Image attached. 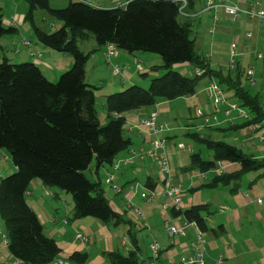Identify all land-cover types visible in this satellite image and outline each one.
I'll use <instances>...</instances> for the list:
<instances>
[{
	"label": "trees",
	"instance_id": "trees-1",
	"mask_svg": "<svg viewBox=\"0 0 264 264\" xmlns=\"http://www.w3.org/2000/svg\"><path fill=\"white\" fill-rule=\"evenodd\" d=\"M25 1V18L32 24L38 41L74 58L72 67L62 72L57 81L49 79L33 61L14 62L8 57L0 61V149L6 151L16 167L14 172L0 177V218L9 251L25 264H47L61 252L57 240L46 233L43 222L27 200L34 179L72 194L75 218L89 216L115 224L128 220L112 207L101 177L91 179L86 170L95 161L99 176L101 167L113 166L117 155L131 146L132 139L125 133L128 113L198 92L203 75L183 73L174 68L176 64L206 68L204 75L216 78L233 91L232 98L250 112L249 120L228 129L221 127L223 130L250 127L254 122L264 125L262 95L244 83V73L247 77L248 74L242 63L239 61L234 68L228 66L227 71L214 69L211 59L197 51L190 12L194 0H187L183 8L182 0H115L113 6H102L106 0L100 5L92 4L97 0H91L92 3L68 0L65 6L52 5L51 0ZM38 9L59 20V27L48 31L37 25ZM15 29L4 23L0 5V39ZM91 37L100 46L111 42L130 53H159L167 68L163 75L152 78L149 88L131 84L108 94L109 120L105 124H101L96 108L97 86L86 80L91 52H85L79 44ZM152 70L157 71L156 66ZM201 131L194 129L188 136L195 145L210 149L212 158L206 159L199 149L194 150L190 153V168L208 172L214 171L219 161L235 164L222 174L216 173L210 185H226L254 169H263L264 173V154H249L236 144ZM156 182L149 177L147 186L155 188ZM172 208L174 215L195 221L203 231L211 229L206 220L210 212L207 204ZM138 252L137 249L111 251L105 252V256L107 264H142ZM88 257L87 252L75 251L70 260L85 264Z\"/></svg>",
	"mask_w": 264,
	"mask_h": 264
},
{
	"label": "crops",
	"instance_id": "crops-1",
	"mask_svg": "<svg viewBox=\"0 0 264 264\" xmlns=\"http://www.w3.org/2000/svg\"><path fill=\"white\" fill-rule=\"evenodd\" d=\"M56 1L60 3L65 0ZM120 1L126 2L128 0ZM197 1L199 2V0H194V8L197 7ZM114 4L115 0H106V2L103 1L101 5L113 6ZM0 5L2 7L4 23L7 26H14L16 28L0 39V61L4 57H8L14 62L33 61L41 67L48 78L53 80L60 76L62 72L72 67L74 58L70 54L47 47L40 43L35 37L32 24L25 18L27 4L24 0H0ZM219 12L221 14H219ZM217 13L221 17L220 20L227 19L224 10H217ZM213 15L214 13L211 14V16ZM36 24L43 28V26L37 22ZM54 26L57 27L58 25L54 24ZM249 32L244 36L246 39H252L251 37L253 35L251 37L247 36ZM257 32L258 35L263 34L264 27ZM232 37L233 39L234 37L241 38L238 31H234ZM88 39L89 43H91L89 44L90 46H84L86 39L80 41L79 44L85 52H91L90 58L86 64V76H89V71L93 69L94 76L89 78L87 82L96 85L95 82L98 81L101 76L99 75L98 77V73L102 72L103 69L105 70L103 63L107 62L104 56L106 46H100L97 42H94V38L92 37ZM258 39L259 37L254 41V46L258 45ZM26 40L31 42V46H27L24 43ZM31 51H35L36 54H32ZM118 53L113 57H122L124 65L117 64V62L115 64H117V66H122L123 72H126L127 68H131V72L133 71V73H131V80L133 82L136 81L132 77V74H135L133 63L138 64L142 62L143 70H139L138 65L137 69L143 74L151 69L148 63L152 64L151 60L156 59L154 54L130 53L128 51ZM239 53V61L243 65L245 62L244 49L241 48ZM250 59L248 65L251 63L256 64L255 52L250 54ZM127 63L130 65H127ZM114 66L116 65H113V67ZM150 71H152L151 73L157 74V71L152 69ZM182 72L189 73L190 70L184 69ZM96 86L98 88V85ZM196 95L197 93L195 96ZM207 101L208 100L204 102ZM164 103L168 102H166V100L160 101L140 111L130 112L126 115V121L134 122L140 120L153 110L159 109L160 120H167L173 124L169 115L172 109L170 106L161 107ZM201 107L209 112L212 110L210 100L198 108ZM196 113L197 112H195V114L192 113L186 118V120H190L186 122L187 129L182 126L184 123H176L177 126L174 127L173 124L172 130L162 133L168 135L171 153L170 160L171 155L174 156L173 164L175 169L172 167L174 183L181 184L184 189L182 209L197 204H207L209 206L210 212L207 213L206 220L209 222L211 229L204 231L205 258L209 264H264V200L262 202L258 200V198L264 197V183L261 185L253 184L250 186V191L242 187L243 197L242 194L236 191L233 192L229 185H210L216 173L212 177L209 176V174L214 171L201 172L200 175L193 174L194 170L187 166L188 160L190 159V152L178 148V143L185 142L186 144H193L195 150H197L195 141H193L191 137L189 138L191 141L186 142L180 140L184 133L187 137L188 132L194 131V127L192 128L193 125L206 123L205 120L199 118ZM180 117L181 113L177 110L175 119ZM219 118L223 119L224 116L222 115ZM224 124H226L227 127H224ZM212 127L215 128L213 129ZM221 127L228 129L229 125L222 121L218 125L203 127L201 133L210 134L212 136L214 133H217L221 134L220 136L222 137L226 134L225 132L229 130H223ZM125 131L128 132L126 135L131 137L132 144L128 149L118 154L116 159L128 156L130 150L135 147H151V136L140 132L137 128L132 130L125 128ZM251 131L252 133H250L249 139L253 140L255 139V132L252 128ZM259 142L260 144L264 143L260 140ZM257 148L264 154V145H258ZM1 150L2 149H0V151ZM135 161L121 164L120 168L117 170L113 169L112 166L110 168L109 166H103L101 169L103 168L106 170V175L109 172H114L117 181L120 180L123 182L121 192L114 191L111 186L107 184L112 189L109 188L111 190V204L114 210L118 213L125 214L124 216L129 220L128 213L131 211V208H138L143 212L145 217L139 222H134L133 220L130 222V219L129 221L125 220L124 222L115 224L89 216L78 218L73 222L71 221V217L68 216L70 213L68 210L67 212L65 211L66 213L63 216V211H59L60 204L56 198H60L61 195L58 191L48 189V186L41 180V182L37 179L32 181L31 187L27 193V200L43 222L46 233L57 240L61 248L59 256L65 257L70 264H75L70 260V256L75 251L87 252L89 254L85 264H107L105 252H127L130 249H137L140 251V253H138L142 264H153L151 243L155 240L160 242L159 264H184L182 262V257L193 253L192 242H196L199 230L202 229L199 225L192 224L187 227L186 235H169L165 227L166 220L183 223L186 219L183 215H174L172 207H164L166 197L163 193L150 201L142 197L141 193L149 188L147 186L149 177L157 181L155 188L159 190L164 189L163 175L157 161L152 157ZM1 167L0 160V177L4 174ZM233 167H235V164H232L231 169ZM188 173L191 175L188 176ZM132 184H138L137 190L131 189L130 186ZM42 185L45 187L48 195L51 194L50 192L53 193L51 197L54 199L51 200V202L44 196V188ZM63 205L65 206V204ZM223 206L227 208L222 210ZM68 224H70V226H67ZM0 230V264H19L17 258L9 251L8 244L4 242L2 234L4 233V229H2L1 226ZM78 233H82L84 239L79 238ZM126 234H129L130 237V247L128 249L123 243ZM47 264L55 263L53 261Z\"/></svg>",
	"mask_w": 264,
	"mask_h": 264
},
{
	"label": "rangeland",
	"instance_id": "rangeland-1",
	"mask_svg": "<svg viewBox=\"0 0 264 264\" xmlns=\"http://www.w3.org/2000/svg\"><path fill=\"white\" fill-rule=\"evenodd\" d=\"M248 1H250V0H247L244 4H247ZM259 1L261 2V7L264 8V0H259ZM24 2L26 3L25 0H24ZM51 4L55 5V6H65L67 4V1L65 0L63 2L57 3L56 0H51ZM205 6H206L205 1L199 0V2L197 1V7H195L192 11H190L192 14L191 18L194 21L192 36L195 38V46H196L197 51L199 53L207 56V58L211 59L212 67L214 69L222 68L224 71H227L228 65L231 61V41L233 39L232 35H233L234 31H236V32L238 31V33H240L241 38L239 39L237 51L240 52L241 48L244 49V51H245V56H244L245 62L242 65L243 70H245V72H246L248 66L253 65L255 67V78L257 80V83L255 85H252L245 73H244V80L243 81L246 85H248V86L251 85L252 90H254L255 92L261 93L262 103L264 104V62L261 59H258V60L256 59V64L251 63L248 65V62L251 60L250 59L251 53L264 52V32H263V34H260V35H258V32H257L259 29L264 27V22H260L257 20L250 19L248 16H246L244 14L237 21L232 20L230 18V16H229V18L226 16V18H227L226 20L222 19L220 21H217L218 26L215 28L214 32H211L210 28L214 24V19H213V16H211V14H212L211 11H209V10L203 11ZM218 10H222V9H218ZM219 14H221V13L219 12ZM35 20L38 24L42 25L43 28L47 29L48 31H54L56 28L59 27V26H57V27L54 26V24L58 25L59 20L49 17L44 9H38L36 11ZM249 31L252 32V35H253L251 37L252 39H246L244 37L246 35V33ZM257 37H259L258 45L254 46V43H255L254 41L257 39ZM245 39L249 40V41H246ZM88 40L89 39H86V41H85V45H84L85 47L90 46L89 44H91V43H89ZM93 40H94V42H97L95 39H93ZM123 52H127V51L119 49V53H123ZM136 53L154 54V56H156V59L151 60L152 64L148 63V65L152 69H153V66H156L157 74L151 73L152 71H150L151 70L150 69L148 71V74L144 75V74H142V72L138 71L137 64L133 63V69L135 68V74H132V77H133V79L136 80L133 82L131 80V73H133V71L131 72V68H129V69L127 68L126 72L121 71L118 74H116L114 71L115 67H113V65H116V66H117V64L124 65V61H123L122 57H117V58L112 57L113 65L109 64L107 62H104L103 65H104L105 70L103 69L102 72L98 73V77H99V75H101V76L98 79V81L95 82V84L98 85V88H96V90H95V93L97 96L96 108H97V112H98V116H99L101 124H105L109 120L107 107H106V96H107V94L112 93V92L122 91V90L126 89L127 87H129L131 84H138L144 88H149L152 78H154L156 76H161L167 71V68L163 66L165 61L159 53L147 52V51H137ZM237 59L239 60L240 56H238ZM116 62H117V64H115ZM129 63H127V65ZM174 68L178 69L181 72L184 69L191 71L193 69V65H191V64L180 65L179 64V65H175ZM120 69H122V66H120ZM187 74L190 75V72ZM93 76H94L93 69H91L89 71V76H86V80L89 81V78H91ZM59 78H60V76L55 78L56 80L55 79L53 80L51 78H49V79H51L52 81H57ZM212 79L217 80L216 78H212L210 76L208 77L207 75H203L201 77V79L198 83V92H197L196 96H195V94L191 95V96H182V97L175 98L173 100H166V102H168V103L162 104L161 107H163V106H170L171 107L172 111L169 113V115H170V119L172 120V122L174 124V127H176L177 124L184 123L182 126H184V128L187 129V123L186 122L190 121V120H186V118H188L190 116V114H192V113L195 114L198 107L206 104L207 102H209V100L212 103V101L209 97V93H208V91H206V87L208 86V84L210 83V81ZM217 81H219V80H217ZM219 83L222 85L221 82H219ZM222 87H223L226 95H228L230 97L235 96L234 92L230 91L229 88H227L225 85L224 86L222 85ZM206 100H208V101L204 102ZM177 110H179V112L181 113V117L175 119V113L177 112ZM221 116L222 115H219V117H221ZM258 123H260V122H258ZM223 126L227 127L226 124H224ZM261 127L264 128V125H262V123H261ZM139 131L141 132V130H139ZM254 132H257V131H254ZM125 133L128 134L127 131H125ZM225 133L226 134L222 137L220 136L221 134L214 133L213 137L214 138L215 137L221 138L225 141L236 144V145L240 146L245 152H247L249 154H255V155L263 154V152L259 151L257 146L258 145H264V143L260 144V142L257 138H255L253 140L249 139L250 133H252L250 127L249 128H248V126L238 127L235 130H229ZM189 138L190 137L189 136L186 137V134L184 133L181 136L180 140L186 141V142L191 141V140H189ZM196 148H197V150L199 149V151H201L203 157H205L206 159L212 158V151L210 149H208L207 147L202 146V145L197 143ZM5 154L8 155L5 150L0 151V160H1V166H2L1 170L4 173L2 176H7L16 170L15 165L12 162V160L10 159V157L8 156L7 159L4 157ZM173 157L174 156L171 155V163H172L171 166L173 167V169H175L174 164H173ZM190 164H191V160L189 159L187 166H190ZM95 165H96V163H95V161H93L90 168L88 170H86L87 176L90 177L91 179H97V178L101 177L104 181V179L107 176L106 170L103 168L100 169L99 176H98L96 174V171H95ZM193 170H194L193 174H197V175H200V173L202 172L198 168H194ZM262 172H263V169H254V170L247 171V172L243 173L239 179H231L232 182H230L226 185L231 186V190L233 192L236 191V192L242 194V196H243L242 187H245L246 190L250 191L251 190L250 186H252L253 184L261 185L264 183V173H262ZM214 174H215V172L209 174V176L212 177ZM189 175H191V174L188 173V176ZM37 180L39 182H41L39 179H37ZM119 181H118V183L121 187L123 182L122 181L119 182ZM102 183H103L108 195H110L112 189L106 183H104V182H102ZM241 183H242V186H241ZM42 187L44 188L43 189L44 196L48 199L49 202H51V200L54 199L53 197H51V196H53V193L49 191L51 194L48 195L46 193L45 187L43 185H42ZM47 188L54 190V191H58V193L61 195L60 198H56V199L60 204V210L59 211H61V210L63 211L62 216L65 215V213L68 210L70 212L68 216L71 217V219H72L71 221H73V222L76 221V219H78V218L74 217V198H73L72 194H69L65 190H62V189L57 188V187H47ZM63 204H65V206ZM0 226L2 229H4V223H3L1 218H0ZM67 226H70V224H68Z\"/></svg>",
	"mask_w": 264,
	"mask_h": 264
},
{
	"label": "built area",
	"instance_id": "built-area-1",
	"mask_svg": "<svg viewBox=\"0 0 264 264\" xmlns=\"http://www.w3.org/2000/svg\"><path fill=\"white\" fill-rule=\"evenodd\" d=\"M91 2L90 0H86ZM102 0H97V2H91L94 5H100ZM184 2L182 8L185 4H187V0H182ZM119 2V1H118ZM246 0H205V8L204 10H209L211 13H214V24L210 28L211 32H214L215 28L218 26V22L221 17L217 13L218 9L224 10L226 16L237 21L243 14L248 16L250 19L257 20L260 22H264V8L261 7V2L259 0H250L247 4H244ZM182 13L185 14V11L182 10ZM248 37L252 36V33L247 34ZM27 46H31V42L26 40L24 42ZM239 43V38H234L231 41V61L229 63V67L234 68L237 67L239 60L237 57L239 56V52L237 51V46ZM32 54H36L35 51H31ZM118 48L114 43H108L106 45V50L104 52L105 59L108 63L112 64V57L117 55ZM257 57L260 59H264V52H260L257 54ZM113 65V64H112ZM138 69L143 70L142 62H139ZM114 71L116 74L123 71L119 66H114ZM206 72V68L197 66L193 67L190 71L191 75L202 76ZM247 74L250 82L255 85L257 80L255 78V67L253 65L248 66ZM206 91L209 93V97L212 101V111H207L204 108L197 109V116L199 118H203L206 123H198L192 126L194 129L201 131L203 127H210L211 125H218L222 121L226 122L229 126L241 124L250 119L249 111L240 105V103L233 99L232 97L225 94V91L221 84L212 79L208 86L206 87ZM223 115L224 118H219V115ZM196 116V115H195ZM255 132L254 137L258 138L261 142H264V128L261 127V123L255 122L250 126ZM125 128L128 130H132L137 128L141 130L142 133H145L148 136H151V147L150 148H133L130 150L128 156L116 159L113 164V169L117 170L120 168L121 164L134 162L135 160H144L147 157H152L157 161L159 165V169L163 175L164 189L159 190L158 188L150 189L148 188L146 191L141 193L143 198L150 200H154L158 195L163 193L166 197L164 207L171 208L176 207L178 209L182 208V197L184 193V189L181 184L174 183V176L171 166L170 160V149H169V141L168 135H164L162 133L168 132L173 129V124L167 120H160V112L159 109L153 110L147 116H144L140 120L129 122L126 121ZM178 148L186 150L192 153L195 150L193 144H186L185 142H179ZM8 156L6 155L5 158ZM233 163L219 161L218 166L214 169V172L217 174H222L225 171L231 169ZM104 182L111 186V188L119 192L121 191V187L117 181L116 174L114 172H109L104 179ZM132 190H137L138 184H132ZM260 202L264 200L263 198H258ZM226 206L222 207V210L226 209ZM129 219L134 222H139L144 219L143 212L138 208H131V211L128 213ZM145 222V221H143ZM198 225L195 221L185 220L183 223L173 222L166 220L165 227L169 235H186L187 227L189 225ZM1 232V230H0ZM3 234L4 242L7 244V237L5 233ZM205 232L203 230H199L198 238L196 242H192L193 253L189 254L185 257H182V262L184 264H209L205 258ZM78 237L84 239V235L82 233H78ZM123 243L126 245L127 249L130 247V237L129 234H126L123 239ZM151 249L153 251V264H158L159 258V250H160V242L155 240L151 243ZM19 264H24L22 260L17 259ZM55 264H70V262L65 259V257H57L54 260ZM31 264V263H30Z\"/></svg>",
	"mask_w": 264,
	"mask_h": 264
}]
</instances>
